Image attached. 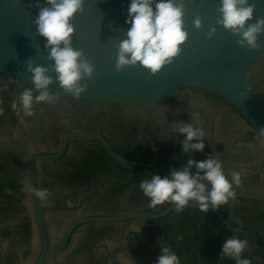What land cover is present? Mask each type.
<instances>
[{
  "label": "clouds",
  "instance_id": "obj_1",
  "mask_svg": "<svg viewBox=\"0 0 264 264\" xmlns=\"http://www.w3.org/2000/svg\"><path fill=\"white\" fill-rule=\"evenodd\" d=\"M83 3L84 0H44L45 6L37 4L39 11L34 20L36 32L46 38L45 51L47 59L53 62L51 70L56 74L55 81L64 92L77 99L87 90V84L81 81L91 78L94 72L89 58L72 45L75 27L71 21L75 14L83 11ZM185 3L186 0H131L125 20L130 27L126 39L116 45V70L139 65L155 75L170 65L181 54L189 35L184 27ZM255 8L249 0H219L216 24L238 37L236 43L241 47L259 49V36L264 35V17L248 23L253 19ZM193 25L200 29L202 19L197 16ZM215 32L216 28H211L208 36ZM24 68L31 74L38 94L34 96L33 88H28L13 101L11 106L18 116L22 114L21 119L32 115L34 103H51L55 99L49 91L54 83L53 77L48 75L50 69L34 65L31 60ZM244 95L242 92L241 96ZM192 119L193 123L180 122L174 129L183 136L181 147L186 154L203 152L205 148V132L199 114H194ZM229 176L230 179L224 173L222 161L209 154L201 161L189 158L186 165L171 169L169 175L153 173L150 179L141 181L139 187L149 198L150 207L170 202L180 212L192 202L201 211L208 212L209 208L217 210L235 199V187L242 183L241 174L232 171ZM246 247L247 240L230 236L222 245L218 264L225 258L234 260L235 264H250L242 257ZM161 253L156 264H180L171 248L161 247Z\"/></svg>",
  "mask_w": 264,
  "mask_h": 264
}]
</instances>
